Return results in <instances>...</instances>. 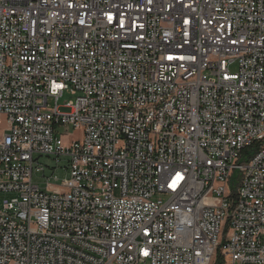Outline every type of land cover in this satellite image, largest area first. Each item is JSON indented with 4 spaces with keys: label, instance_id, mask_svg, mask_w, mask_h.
Segmentation results:
<instances>
[{
    "label": "built area",
    "instance_id": "obj_1",
    "mask_svg": "<svg viewBox=\"0 0 264 264\" xmlns=\"http://www.w3.org/2000/svg\"><path fill=\"white\" fill-rule=\"evenodd\" d=\"M0 192V264H264V0H0Z\"/></svg>",
    "mask_w": 264,
    "mask_h": 264
},
{
    "label": "rangeland",
    "instance_id": "obj_2",
    "mask_svg": "<svg viewBox=\"0 0 264 264\" xmlns=\"http://www.w3.org/2000/svg\"><path fill=\"white\" fill-rule=\"evenodd\" d=\"M234 70H235V68H231V71H234ZM70 99H71V97L69 95L65 94L64 96H62V98H60L59 105H63L64 102H66ZM60 111L65 112L66 110L61 108ZM59 133L62 135L67 134L68 136H71L73 138H80L81 137V130H75V129H72L71 127H67L64 129L61 128L59 130ZM37 164H39V166L44 168V172H43V174L42 173H39V174L34 173L33 180L35 182L39 183L41 188L46 186L45 185L46 182H49L52 186H58V185H60L61 181L67 177V174L61 168H56L54 171L52 170L57 166H59V167L64 166L66 164L64 159L58 160L56 162V159L52 158V157H50V158L40 157L37 159ZM47 178L49 180H47ZM230 188L232 190H235V188H236V176H234L233 179L231 180ZM13 196L14 195H12L10 193L0 192V211L2 210L3 202L5 200H10L11 198H13ZM145 264H148V263H145Z\"/></svg>",
    "mask_w": 264,
    "mask_h": 264
}]
</instances>
